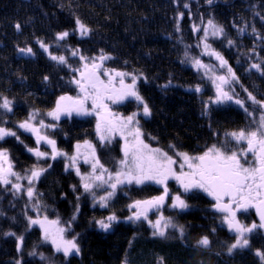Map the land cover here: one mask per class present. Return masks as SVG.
Masks as SVG:
<instances>
[{
	"label": "trees",
	"instance_id": "16d2710c",
	"mask_svg": "<svg viewBox=\"0 0 264 264\" xmlns=\"http://www.w3.org/2000/svg\"><path fill=\"white\" fill-rule=\"evenodd\" d=\"M261 17H264V0H213L212 4L207 0H0V102L3 97L12 101L11 112L0 109V126L16 131L20 137V140L5 138L0 141V149H7L13 170L21 176L34 165H52L35 182L36 191L42 193L37 208L66 226L75 214L70 236L76 237L80 247L79 254L67 258L56 252L50 243L43 241L37 225H28L32 214L30 201L34 204L37 201L30 200L24 192L14 195L11 185H0V264H15L17 260L22 264H124L125 261L127 264H158L161 258L163 264H261L255 250L264 249L263 231L251 234V249L228 255L226 245L234 240V234L221 224L222 214L211 209L213 200L206 193L195 190L185 195L193 210L180 213L165 208L163 211L164 216H171L176 224L184 225V239L172 229L168 230L166 238L154 237L147 222L133 223L125 218L130 215L127 205L160 193V185H129L117 191L109 207L94 206L91 195H81L83 188L75 169L65 171L69 161L64 157L37 160L27 151V148L37 147L35 137L18 127L30 112L38 109V120L57 125L41 129L56 141L57 149L72 155L77 142L83 144L88 140L96 145L100 161L111 166L121 150L116 141L101 147L93 116H64L54 120L46 115L58 97L77 92L76 85L70 82L73 77L77 78L78 72L73 70L82 68L85 63L91 64L90 58L99 57L103 52L113 57L103 62V68L137 76L143 74L137 81V89L151 108L150 117L140 115L144 140L153 148L173 155L178 159V167L182 160L175 157L176 151L202 155L213 144L223 146L227 131L251 123L242 109L228 104L209 105L207 115L202 114L204 102L215 96L213 73L205 75L203 69L198 70L192 57L214 66H218L219 61L204 53L200 40L204 33L202 30L194 32L192 25L203 28L212 19L223 26L224 36L218 38L209 34L207 42L224 56L239 77L233 85L235 90H242L238 97L246 100L247 89L257 99L264 100V75L256 69L249 70L253 63L264 67V39L252 33L255 27L259 36L264 37ZM77 18L91 29L89 35L81 37L78 30L74 31ZM177 22L180 31L176 30ZM17 23L21 25L19 31L15 27ZM245 26L246 31L241 34L238 29ZM63 31L70 35L57 44L56 33ZM228 40L234 41V45L229 46ZM39 41L49 44L52 54L66 56L67 65L51 60L40 48ZM23 47H31L35 57H21L18 49ZM73 49H77L79 55L72 56ZM186 50L188 57H185ZM80 55L89 59L81 61ZM226 72V68L215 69L216 75ZM45 76L49 78L47 81ZM125 79L131 81V77ZM169 81L167 88L162 87ZM196 85L201 86V92L192 90ZM113 109L123 113L138 111L133 101L115 105ZM169 145L176 147L171 149ZM83 160H77V166L81 173H87L88 164H83ZM16 182L28 185L26 179ZM173 191L180 192L176 187ZM103 194L102 190H97L98 196ZM77 196H80L79 201ZM112 213L117 215L118 221L110 231H101L94 220ZM242 216L247 224L255 221L253 209ZM6 233H15V236ZM203 235H208L212 242L208 248L196 245ZM18 236L24 237L20 250H17ZM33 251L42 253L45 259L30 256Z\"/></svg>",
	"mask_w": 264,
	"mask_h": 264
},
{
	"label": "snow or ice",
	"instance_id": "6c2138e0",
	"mask_svg": "<svg viewBox=\"0 0 264 264\" xmlns=\"http://www.w3.org/2000/svg\"><path fill=\"white\" fill-rule=\"evenodd\" d=\"M209 4L213 0H207ZM185 7H188L185 4ZM183 17V13L179 14ZM264 19V17H261ZM77 28L74 31H79L80 36L89 35L91 29L83 24L79 18L75 21ZM17 30L21 25H15ZM246 27L239 28L238 31L243 34ZM177 31H180L179 22H177ZM194 32L203 31L204 35L200 38L203 44L204 53L209 56H214L219 61L218 66L208 65L197 57H192L193 65L198 69H203L205 75L213 73L211 80L215 86V96L210 97L205 103V111L203 115H207L209 105H225L234 103L238 105L245 114L250 118L251 124L248 128H241L225 133V143L223 146L213 144L207 148L202 155H189L187 152L176 151L175 157L180 158L179 171L176 170L175 165L178 164V159L173 155H169L167 151L161 148H153L145 143L143 139L144 133L139 126L138 116H151V108L145 98L137 89V81L143 76H137L133 73L118 71L116 69L103 68V62L110 60L113 57L110 54H102L99 57H93L91 64L85 63L83 71L74 69L79 72L80 78L73 77L71 83L75 84L79 89L76 97L61 95L56 100L54 109L46 113L47 116L54 120H59L61 116L71 117L76 116H90L95 115L96 135L101 147H106L111 144L113 140L119 136L123 141L121 148L122 157L116 161V170L112 171L100 162L96 155V145L91 141L85 140L83 144L77 142L75 145V152L69 155L67 152L57 149L56 141L49 138L47 135H41V129L55 128L56 124H45L43 119H37L40 115L38 109H34L29 113L28 118L18 124L19 129L35 135L36 148H27V151L33 153L37 160H46L48 158L56 160L58 157L66 158L69 163L65 164V171L75 169L76 175L80 177L83 194H89L92 197L93 205H99L101 208L109 207L110 201L116 196L118 190L129 185H145L153 183L160 185L162 191L159 195L152 196L143 200H133L128 209L131 215L125 218L126 221L137 223L147 222L153 229L152 235L154 237L166 238L168 230L172 229L179 233L180 239L185 238L184 225L176 224L171 216H164L163 209L165 207L176 212H187L193 210L194 206L189 204L184 198L185 195L200 190L210 196L213 200L211 209L217 213L222 214L221 224L226 225L228 231L234 234V240L226 245V252L228 255H233L238 250L251 249L250 235L258 230H264V100H259L252 92H247L246 100L251 102L253 106L252 111L246 105V100L238 97L233 87L234 83L239 81L235 71L228 64L224 56L212 49L207 42L209 34L213 37H223L224 28L216 24L212 19H209L207 25L201 28L196 24L192 25ZM252 33L260 37L259 33L252 28ZM70 33L63 31L56 33L55 41L57 44L64 41ZM229 46L234 45V41H227ZM40 48L48 53L51 60L58 64L67 65V57L64 55H54L49 51L50 45L43 41H39ZM200 45L198 44L197 47ZM190 47V46H189ZM19 53L25 56H34L35 53L31 47L18 49ZM255 52V49H252ZM72 56L79 55L77 49L71 51ZM189 53L185 51V57ZM81 61H86L89 58L80 55ZM99 60V63H97ZM227 69L225 74L216 75L215 69ZM103 68V71L101 69ZM256 69L261 75H264V67L259 63H253L249 66V70ZM102 76H106L107 80ZM125 77H131V82L126 83ZM117 78L119 87H117ZM49 78L44 77L47 81ZM146 79V78H145ZM171 84L163 85L167 88ZM199 93L202 91L200 85L194 86L192 89ZM134 101L137 104L138 111L132 112L128 116L113 113L108 104H119L125 101ZM89 101L91 106L89 107ZM0 109L5 112L12 111V101L7 97L2 98L0 102ZM258 112V115L256 113ZM36 123H33V122ZM7 137H14L20 140L16 131L0 126V141ZM152 139H156L152 137ZM23 143V141H20ZM44 143L51 147V152H44L40 150L39 145ZM229 143H234L237 147L234 149L228 148ZM244 145V146H241ZM175 145H169V148L175 149ZM81 148L86 150L84 155V163L91 165V171L87 174H82L77 166V160L81 157ZM251 154L253 159L248 160ZM7 165V166H5ZM187 166V171H184ZM52 167L48 164L47 167L33 166L28 169L24 176L13 170V165L9 161L7 149H0V185H11L13 194L21 192L26 193L30 200H36L37 203L33 207H38V198L42 193H38L35 189V182ZM10 177H15L17 181L26 179L28 185L25 188L20 183H13ZM169 180H174L179 185L181 191L172 193L168 187ZM73 191H76V186H72ZM97 190H102L103 195H97ZM227 198V199H226ZM79 201L80 196L76 197ZM171 200L168 204L167 201ZM255 209L259 217V222H252L250 225L242 223L238 219V213L247 212L249 209ZM80 211L79 205L76 206V212ZM150 213H156L157 218L152 220L149 218ZM75 214L68 221L67 227H60V221L48 220L45 216L42 220L28 217L29 227L39 225L43 231V241L50 243L56 252L63 253L67 258L73 254L80 253V247L76 242V237L71 239L66 238L65 233L71 228L72 222L75 220ZM115 213L95 219L96 226L104 232L112 229L113 224L118 221ZM215 232V229L212 230ZM6 235L15 236V233H6ZM17 250L22 247L24 237H17ZM211 240L208 235L201 236L197 241L198 247L208 248L211 245ZM30 256L39 255L41 260L45 257L42 253L35 251L29 253ZM255 255L264 264V249H256ZM15 264H22L20 260L15 261ZM127 264V261L124 262ZM158 264H163V258Z\"/></svg>",
	"mask_w": 264,
	"mask_h": 264
},
{
	"label": "rangeland",
	"instance_id": "374dc122",
	"mask_svg": "<svg viewBox=\"0 0 264 264\" xmlns=\"http://www.w3.org/2000/svg\"><path fill=\"white\" fill-rule=\"evenodd\" d=\"M80 70L81 71H83L84 69H83V67L82 68H80ZM80 78V75H79V72H78V74H77V78L76 79H79ZM102 78L103 79H105V80H107V77L106 76H102ZM125 82L126 83H130L131 81H129V80H126L125 79ZM117 87H119V83H118V78H117ZM78 92H79V89L77 88V92L75 93V94H63V95H68V96H72V97H76L77 96V94H78ZM129 101H131V100H129ZM126 102H128V101H125V102H123V103H119V104H124V103H126ZM134 102V101H133ZM119 104H111V103H109L108 104V107H109V109L113 112V113H116V114H119V115H123V116H128V115H130L131 113H123V112H116L114 109H113V106H115V105H119ZM55 106H56V104L54 105V107L52 108V109H54L55 108ZM89 107L91 106V102L89 101V105H88ZM51 109V110H52ZM50 111V110H49ZM135 112V111H134ZM75 114H73V116H74ZM91 116H93L94 117V119H95V121L97 122V118H96V116L95 115H91ZM62 117H64V116H61L60 118H62ZM72 117V116H71ZM138 118V120H139V126H140V119H141V116H138L137 117ZM95 122V123H96ZM33 123H36V122H33ZM141 128V127H140ZM142 131V130H141ZM30 133V132H29ZM32 134V136H34L35 137V135L33 134V133H31ZM40 134L41 135H45V134H43V131L41 130V132H40ZM143 139H144V136H143ZM114 141H116L117 142V146L120 148V150H121V148H122V145H123V143H124V141L119 137V136H117L114 140H113V142ZM145 141V140H144ZM112 142V143H113ZM145 143H147L146 141H145ZM148 144V143H147ZM150 145V144H149ZM39 146H42L43 148H40V150L41 151H44V152H51V147L49 146V145H46V144H44V143H41ZM151 146V145H150ZM152 147V146H151ZM80 152H81V154L82 153H85L86 154V150L85 149H83V150H80ZM121 152V151H120ZM84 154V155H85ZM96 155H97V153H96ZM98 156V155H97ZM121 157H122V152H121V155L119 156V158L118 159H116L115 160V162L110 166V165H108V164H106L105 162H101V163H103L104 164V166L106 167V168H108V169H110V170H112V171H115L116 170V161H118L119 159H121ZM84 158V156H82L81 155V157H80V159H78V160H82ZM112 160H114V158H111ZM10 161V160H9ZM84 161V160H83ZM83 164H85L84 162H83ZM82 164V165H83ZM5 166H7V165H5ZM87 166V165H86ZM83 167L85 168V166L83 165ZM174 167H176V170L177 171H179L180 169H179V166L177 167L176 165L174 166ZM87 173H89L90 171H91V165L90 164H88V166H87ZM188 169H187V166H185V168H184V171H187ZM87 173H82V174H87ZM10 179L12 180V182L13 183H17L16 182V178L15 177H10ZM27 187V186H26ZM25 187V188H26ZM168 187H169V189H170V191L172 192V193H174V191H173V189L176 187L179 191H181V189H180V187H179V185L176 183V181H174V180H169V182H168ZM161 193V192H160ZM160 193H158V194H156V195H159ZM175 194V193H174ZM153 196H155V195H153ZM152 197V196H151ZM147 198H150V197H146V198H140L139 200H143V199H147ZM167 203L168 204H170L171 203V200H168L167 201ZM33 202L31 203V201H30V205H29V208H30V210H32V214L30 215V217H32L33 219H37V218H39V219H43L45 216H47L42 210H41V208L39 207V208H37V207H33ZM165 208H167V207H165ZM164 208V209H165ZM164 209H163V211H164ZM130 215H131V212H130ZM157 215L158 214H156V213H150L149 214V218L150 219H152V220H155L156 218H157ZM47 218H48V220H57V219H52V218H50L49 216H47ZM60 221V220H59ZM38 227H39V225H37ZM59 226L60 227H67L65 224H64V222H62V221H60V224H59ZM40 228V227H39ZM41 230V229H40ZM41 234H42V237H43V231L41 230ZM65 236H66V238H68V239H71L72 237L70 236V229H69V231L68 232H66L65 233ZM53 247V246H52ZM53 249L55 250V248L53 247Z\"/></svg>",
	"mask_w": 264,
	"mask_h": 264
},
{
	"label": "flooded vegetation",
	"instance_id": "af4514ba",
	"mask_svg": "<svg viewBox=\"0 0 264 264\" xmlns=\"http://www.w3.org/2000/svg\"><path fill=\"white\" fill-rule=\"evenodd\" d=\"M241 91L242 90H235V93L236 94H238V96L240 95V93H241ZM249 91V90H248ZM228 105H230V106H232V107H237V108H239V109H241L238 105H236V104H234V103H229ZM246 105L249 107V111H251L252 110V108H253V106L251 105V102H246ZM242 112H243V114H245V112L242 110ZM256 115H258V112L256 113ZM74 116H76V115H74ZM91 116V115H90ZM68 117V116H67ZM80 117H85V116H80ZM250 122H247L243 127H240V128H237V129H233V130H238V129H241V128H248L249 126H250ZM233 130H230V131H227V132H231V131H233ZM225 135V134H224ZM224 139H225V137H224ZM241 146H244V145H241ZM237 146L234 144V143H229L228 144V148H230V149H234V148H236ZM253 159V157L251 156V154H249V156H248V160L249 161H251ZM227 199V198H226ZM254 213V212H253ZM244 214V212H241V213H238V219L242 222V223H245V224H247L245 221H244V218H243V215ZM254 218H255V222H257L258 223V220H257V218H256V216H255V214H254ZM248 225H250V223L248 224ZM263 231V230H262ZM263 233H264V231H263ZM251 236V235H250Z\"/></svg>",
	"mask_w": 264,
	"mask_h": 264
},
{
	"label": "water",
	"instance_id": "95a60500",
	"mask_svg": "<svg viewBox=\"0 0 264 264\" xmlns=\"http://www.w3.org/2000/svg\"><path fill=\"white\" fill-rule=\"evenodd\" d=\"M19 30H20V29H19ZM19 30H17V31H19ZM23 48H25V47H23ZM33 52H34V51H33ZM34 53H35V52H34ZM19 55H20L21 57H23V58H34V57H35V55H34V56H25V55H22V54H20V53H19ZM253 212H254V214H255V216H256L258 222H259V217H258V215L256 214L254 208H253ZM263 231H264V230H263Z\"/></svg>",
	"mask_w": 264,
	"mask_h": 264
}]
</instances>
